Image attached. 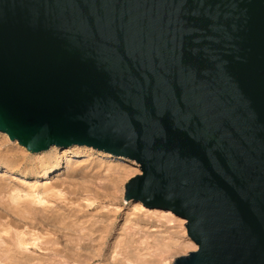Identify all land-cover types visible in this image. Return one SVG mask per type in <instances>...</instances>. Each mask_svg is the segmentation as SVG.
<instances>
[{"label": "water", "instance_id": "95a60500", "mask_svg": "<svg viewBox=\"0 0 264 264\" xmlns=\"http://www.w3.org/2000/svg\"><path fill=\"white\" fill-rule=\"evenodd\" d=\"M137 15L159 21L163 56L132 55L100 24ZM166 59L196 77L211 137ZM98 105L131 131L94 118ZM0 132L31 153L135 160L125 199L187 220L198 246L173 264H264V0H0Z\"/></svg>", "mask_w": 264, "mask_h": 264}, {"label": "bare ground", "instance_id": "6f19581e", "mask_svg": "<svg viewBox=\"0 0 264 264\" xmlns=\"http://www.w3.org/2000/svg\"><path fill=\"white\" fill-rule=\"evenodd\" d=\"M3 135L5 137H8V135L6 133H3ZM16 143H18V142L16 141ZM22 147H24V146H22ZM39 155H40V156H38L39 158H33L32 161L34 163L31 164L30 171L32 172V175L35 174L36 176L39 175L40 173H42L43 179H48L49 177H51V175H54L57 177L61 176V175H66L67 178H74V179L76 177H82L83 178L87 174L86 171H88L90 169L95 171L94 175H92V176H94V178L96 176L95 180H99L100 177L103 178L104 176H106L103 178V180L106 178L104 180V182H102L103 180L100 179L101 183H99L100 181H98V183H95L97 181L92 182V179H90V184L88 181V185H87L86 184L87 181H86V183H85L86 185H84V186L80 185V187L79 186L78 187L80 188V190L83 187L82 193L85 194L84 196H86V197H84V200H87L88 204L90 206L94 205L95 201L102 202V199H108L112 205V206L111 205L110 206L112 207V209L114 208V210H115V211H113L111 209V211H113L114 213L113 212L112 213H106V214H101V215H97V216H92V215L90 216L89 215L90 217L85 216L84 215L85 212H81V214H80V212H78V210H81L79 208L82 207L81 204L83 203V201H82V203H80L78 210L76 209L77 206L72 207L76 203V201H74V200L77 199V202H78V199L80 197L73 199V201L75 202L74 204L70 202L72 197H67L66 199H68V198L70 199V201H68V205H71L70 207L68 206L66 208H63L61 206V204H59L62 201L58 203V202H56L57 199H54L55 203L54 202L52 203V205L54 204L53 206L51 205L49 207L48 206L47 207H40L37 205H38V202L41 203L40 202L41 200H39V201L36 200L37 199L36 197H38V192L35 190H31L29 193V196H28V197L33 198L31 200H26V199L21 200L18 195H15V196H12L11 202L2 203L0 205L1 215L7 214L8 217H10L12 222L22 221V222H28L31 224L32 223H41L42 225H47L50 227V230H53L52 231L53 235H54V233L55 234L56 233L62 234V235L64 234L65 236H66V234H68L67 236L69 238L66 236V238H67V240L65 242L66 244L65 243H64V245L61 244L60 247H59L60 243L58 240L44 241V243L49 245V248H51L49 251L51 252V250H52L55 253V255L67 256L69 259L70 258L71 259L76 258L78 260V259L82 258L83 255H85V254L82 255V253H81V252H83V250H84V253H85V250H88V249L90 250V252H86L85 256H87V257H88V255H87L88 253L93 254L94 251H96V252L98 251V253H101L100 251L102 250V248H104V245H105L107 239L113 233V230H115L116 219L119 216V214L121 213V212L119 213L118 209H119V207H121L122 202L127 201L124 198L125 184L123 181L127 178V176H129L130 170L127 169L124 164H127V163L132 162V161L127 159L126 157H123V156L112 155V154H108V153H104V152L94 150L93 148H90V147L79 146V145H73V146L68 147V148H59V147L53 146L49 150H47L46 152L41 153ZM82 158H85V160H83ZM93 158L94 159L96 158V161H97L96 163H94L95 161L92 162L93 160H91V159H93ZM29 162H30V159H29ZM9 167H10V164L7 167H5L3 164V167L0 166V173L2 172L3 168H5L9 171ZM122 167H125V168L121 169ZM10 168H12V167H10ZM86 168L87 169L89 168V169L85 171ZM95 168L101 169L99 175L97 174L98 171H96ZM96 174L99 176V178ZM20 177H21V175H20ZM24 177H25V175L23 176V178ZM62 177H65V176H62ZM36 179H38V178H36ZM63 179L64 178H62V180ZM69 181H71V180H69ZM64 185H66L65 181H61L59 179H56V181L54 183H51L49 185L46 184V186L44 185L42 192H44L48 198L49 197H51V198L57 197V195L60 194L58 192L60 187L64 188ZM37 186H36V184L34 185V187H37ZM72 186H74V185H72ZM58 187H59V189H58ZM101 190H102V192H100ZM60 191H61V189H60ZM74 191H75V189H74ZM36 193H37V195L35 196ZM60 195H62V194H60ZM80 199L82 200V198H80ZM80 199H79V201H80ZM64 201H63V203H64ZM89 201H90V203H89ZM86 203L84 204V205H86L85 208L90 207L89 205L87 206ZM135 203H137V204H135V206L137 208H139V210L142 209L146 212L145 214L160 212V211H158V209L150 210V209L146 208L139 201H137ZM65 204H66V202H65ZM108 204H110V203H108ZM99 205H98V207L101 208V206L103 204L101 206H99ZM95 207H97V206H95ZM98 207H97V209H99ZM103 207H105V206H103ZM107 207H109V205ZM122 208H123V206H122ZM102 209H104V208H102ZM108 209L109 208H107V210ZM60 211H62V212H60ZM167 212H170V211H167ZM171 213L172 212H170L168 214L172 215ZM131 215L132 214H127L126 218H124V220H125V223H123L124 228L121 227V229H124V230H122V231H124V233H123L124 237H122L121 240H119L118 239L119 237H118L116 239L117 241L115 240L117 242L115 244H117V245L114 249H112L113 253H115V254L118 253L115 249L116 248L120 249V251H121V252L119 251V253H121L120 256L121 255L123 256V257L121 256V258L126 259V261L124 260V262H129V261L134 260L136 258H137V260L140 259L141 261H144V260H142V256H144V254L142 255V251L147 249V248L149 249L150 246L157 247V249H159V251L162 253V254H160V255H162V257H163V254L165 255V253H168L169 250L176 248L178 242L174 241L175 237L173 238V236L175 234H173V235L169 234V235H167V237L164 238V236L162 237V235H160V237H159V236H151L150 234L146 233L145 227L149 226V224L153 225V223H152L153 221L151 220L152 215H142V216L139 215L137 217H134V216L131 217ZM172 217H174V216L172 215ZM178 220H179V218H178ZM173 222H174V220H173ZM146 228L148 229V227H146ZM64 235H63V237H65ZM153 235H154V233H153ZM18 237L19 236H17V239H18ZM57 237H58L57 239H59V236H57ZM60 238H62V236H60ZM1 242L6 243L5 244L6 246H3V245L0 246V251L3 253L2 256L0 255L1 257H3V259L0 258V260H2L3 262L5 261L6 263H10V264H38V263H44L46 260H48L49 258H52L54 256V255H52V257H51L48 255L47 259L42 258L40 260V257L37 258L38 256H35L36 257L35 258V257L30 256V255L24 254L21 250V247L25 246V242L23 241L22 237L21 238L19 237V241L17 240V243H15V244L10 243L11 241L10 242L5 241L4 237L2 238ZM195 245L197 246L196 243H195ZM113 246H114V244H113ZM106 247H107V245H106ZM46 248H48V247H45V249ZM19 249L21 250V252ZM91 251H93V252H91ZM114 251H116V252H114ZM119 253L117 254L118 256H119ZM94 254L96 255V253H94ZM90 255H89L90 258H94V256H92V255L90 256ZM102 255H100V256H102ZM117 255H116V257H117ZM43 256H44V254H43ZM156 256H157V254H156ZM54 257H57V256H54ZM4 258H5V260H4ZM60 258H62V257H60ZM83 258H86V257H83ZM96 258H98V256ZM44 259H45V261H43ZM76 259H74V260H76ZM87 259H89V258H87ZM87 259H86V261H88V262L91 261V260H87ZM114 259H115V261L118 260V263H120V261L122 263V261H123V260H119L116 258H114ZM129 259H131V260H129ZM53 260H54V258H53ZM35 261H37V262H35ZM86 261L84 260V262H86ZM77 262H79V261H77Z\"/></svg>", "mask_w": 264, "mask_h": 264}, {"label": "rangeland", "instance_id": "374dc122", "mask_svg": "<svg viewBox=\"0 0 264 264\" xmlns=\"http://www.w3.org/2000/svg\"><path fill=\"white\" fill-rule=\"evenodd\" d=\"M44 152H46V151L40 152L39 154L44 153ZM39 154L38 153L29 152L25 147H22L21 145H19V143H16V141H11L9 136L5 137L3 135V133L0 132V166L3 167V164H4V166L7 167L10 164V167H12V168L9 167V171L7 169L3 168L2 172L0 173V205L2 203L11 202L12 196H15V195H18L21 200L22 199L23 200L24 199L31 200L33 198L28 197L29 193H30L31 190H35V191L38 192V197H36L37 198L36 200H38V201L41 200L40 201L41 203L38 202V205H37V206H40V207H47V206L49 207V206H51L52 203L55 201L54 199H57L58 201L56 200V202H58V203L62 201L59 204H61V206L63 208H66L68 206L70 207L71 205H68V201H70V199L69 198L66 199V198L67 197H72L70 202L74 204L75 203L74 201H76L75 205H73L72 207L77 206V208H76L77 210H78V207L80 206V203H82V201H83V203L81 204L83 208L80 207L79 209H81V210H78V212H80V214H81V212H85L84 213L85 216H89V215L90 216L91 215L92 216H97V215H101V214L112 213L113 211H115L114 208L112 209L111 202L108 199H102V202L95 201L94 205H92V206H90L88 204L87 200H84V197H86V196H84L85 194L82 193V188H83L82 186H84L86 184L88 185V181H89V184H90V179H92V182L97 181L95 183H98V181H100L99 183H101L100 179L103 180V178L106 177V176H104L103 178H101V177L99 178L98 175L100 174V170H101L100 168H98L99 170L95 168V170L98 171V173H97L98 175L97 174L96 175L98 176L99 180H95L96 176H95V178H94V176H92V175H94L95 171H93L91 169L88 170L89 168L85 169V171L88 170L89 172L86 171L87 174L83 178L82 177H76L74 179V178H67L66 175H61V176H58V177L54 176V175H51V177H49L48 179H43L42 173H40L39 175L36 176L35 174L32 175V172L30 171L31 164L34 163L32 161L33 158H39L38 157V156H40ZM29 159H30V162H29ZM82 159L85 160V158H82ZM127 159L131 160L132 162L124 164L126 166V168L130 170L129 176H127V178L125 179L126 181L125 180L123 181L125 185L127 184V182L131 178L135 177L136 175L141 174L140 166L137 164V162L135 160H133V159H130V158H127ZM91 160H93L92 162L95 161L94 163L97 162L96 158L95 159L93 158ZM123 168H125V167H122L121 169H123ZM20 175H21V177H20ZM24 175H25V177L23 178ZM62 176H65V177H62ZM61 177L64 178V179L62 180ZM36 178H38V179H36ZM56 179H59L61 181H65L66 182V185H64V188L60 187L62 192L60 191V189L58 187V189H59L58 192L60 194H62V195L58 194L59 196L57 195V197H53V198L49 197L48 198L46 196V194L44 192H42L43 191V187H44V185L46 186V184L49 185L51 183H54L56 181ZM69 180H71V181H69ZM104 180L102 182H104ZM86 181H87V183H86ZM35 184H36V186L37 185L38 186L34 187ZM71 184L74 185V186H72ZM80 185H82L81 186L82 187L81 190L79 188ZM74 189H75V191H74ZM100 192H102V190ZM36 195H37V193L35 194V196ZM77 197L78 198L79 197L82 198V200L79 198L80 201H79V199H78V202H77V199L73 201V199H75ZM124 198H125V193H124ZM63 201H64V203H63ZM65 202H66V204H65ZM84 202L87 204V206L89 205L90 207H86L85 208L86 205H84L85 204ZM89 203H90V201H89ZM108 203H110V204H108ZM135 204H137V203H135L132 200L125 201V202L121 203V207H119V209L120 208L121 209L120 210L118 209L119 213L120 212L121 213L118 216L119 218L117 217L118 220L116 219V222H115V226H116L115 230L116 231L113 230V233H112L113 235L111 234L110 237L107 239L108 242L106 241V243L104 245V248H102V250L100 251L101 253H98V251L97 252L94 251V253H96L98 258H96L97 256L94 253H93L94 255L92 253H88L87 254L88 257L85 256L86 252H90L89 249H88L89 251L85 250V253H84V250H83V252H81L82 255L85 254V255H83V257H86V258L82 257L83 259L80 258L78 260L76 258H73V259L70 258L69 259L67 256L55 255V253L52 250H51V252L49 251L51 248H49V245L45 244L44 241H47V240H58L59 243H60V244L58 243L59 247H60L61 244L64 245V243L66 242V240H67L66 236L68 234H66V236L63 234L65 236V237H63L62 234H57V233L55 234L53 232L54 233V235H53L52 234L53 230H50L49 226L42 225L41 223H32L31 224V223L22 222V221H20V222H17V221L16 222H12L10 217H8L7 214H2L1 215V212H0V246H2V245L6 246L5 245L6 243L1 242L3 237H4L5 241H7V242L11 241L10 243H14V244L17 243V240L19 241V237L20 238L22 237L23 241L25 242V246L21 247V250H22V252L24 254L30 255L32 257L38 256L37 258L40 257V260L42 258L47 259L48 255L51 256V257H52V255L57 256V257L53 256L52 258H49L48 260H46L47 262L44 259L43 260V261H45L44 263H38V264H173L174 261L178 257L187 255L190 252L196 251L198 249V246L195 245L194 241L191 240V238L189 237V235L187 233V226H186L187 220H185L183 218H180V217L176 216L175 214L171 213L174 216V217H172V215L168 214L170 212H167V211H164V210H158V211H160L158 213H149V214L147 213V214H145L146 212L144 210H142V209L139 210V208H137L135 206ZM98 205L99 206L102 205L101 208L98 207ZM108 205H109V207H107ZM95 206H97L99 209H97V207H95ZM103 206H105V207H103ZM122 206H123V208H122ZM102 208H104V209H102ZM107 208H109L110 210L108 209L109 210L108 211ZM111 209L113 211H111ZM150 210H156V209H150ZM60 212H62V211H60ZM127 214H132L131 217H133V216L137 217L139 215L140 216H142V215H152L151 220L153 221L152 223H153L154 226L151 225V224H149V226H146V227H148V229L145 227L146 233L150 234L151 236H159L160 237V235H162V237L164 236V238L167 237V235H169V234H172V235L175 234L173 236V238L175 237L174 241L178 242L176 248H173L174 250L173 249L169 250L168 253H165V255L163 254V257H162V255H160L162 253L159 251V249H157V247L150 246L149 249L148 248L145 249L146 251L145 250L142 251V255L144 254V256H142V260H144V261H141L140 259L137 260V258H136L134 260L129 259V260H131L129 262H124V260L126 261V259H122L121 258L122 255L120 256L121 253H119L120 249L119 248L115 249L119 253V256L117 255L118 253H116V254L113 253L112 249H114L116 247V245H117V244H115V243H117L116 239L119 237L118 239L121 240L122 237H124V235H123L124 231H122L124 229H121V227L124 228V226H123V223H125L124 218H126ZM178 218H179V220H178ZM173 220H174V222H173ZM153 233H154V235H153ZM17 236H19L18 239H17ZM57 236H59L60 240L57 239L58 238ZM60 236H62V238H60ZM113 244H114V246H113ZM106 245H107V247H106ZM45 247H48V248L45 249ZM21 250H20V252H21ZM116 251H114V252H116ZM91 252H93V251H91ZM2 254L3 253L0 251V255L1 256H2ZM43 254H44V256H43ZM90 254L92 256H94V258H90L89 257ZM156 254H157V256H156ZM100 255H102V256H100ZM116 255H117V257H116ZM1 256H0V258L3 259V257H1ZM60 257H62L63 259L60 258ZM53 258H54V260H53ZM87 258H89V259H87ZM114 258L119 259V260H123V261H122V263H121V261H120V263H118V260L115 261ZM74 259H76L79 262H77ZM86 259L87 260H91V261L88 262V261H86ZM4 260H5V258H4ZM84 260L87 263L84 262ZM4 262L2 260H0V264H5L6 262L5 263ZM35 262H37V261H35ZM6 264H10V263H6Z\"/></svg>", "mask_w": 264, "mask_h": 264}, {"label": "snow or ice", "instance_id": "6c2138e0", "mask_svg": "<svg viewBox=\"0 0 264 264\" xmlns=\"http://www.w3.org/2000/svg\"><path fill=\"white\" fill-rule=\"evenodd\" d=\"M119 24L111 16L103 17L100 21L101 27L109 39H119L126 41L129 52L143 58L145 61L149 60L152 55L163 56V49H157L159 21L155 17L149 16H125ZM167 72H179L183 75L185 80L193 85L191 94L189 96V104L193 110H200L205 117L206 127L204 134L211 137L216 116L212 109L207 105L205 97L198 91L196 77L186 68L177 65L173 60H165ZM94 118L107 121L114 126L115 131H131L126 127V121L122 114L116 110H106L104 106L98 105L92 113ZM187 114L184 115L181 123L185 119H190ZM195 259V257H193Z\"/></svg>", "mask_w": 264, "mask_h": 264}]
</instances>
